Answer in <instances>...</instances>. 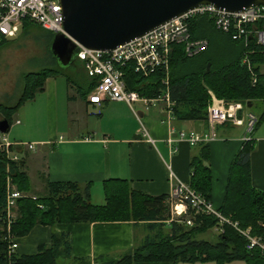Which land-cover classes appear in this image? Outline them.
I'll list each match as a JSON object with an SVG mask.
<instances>
[{"label": "trees", "instance_id": "trees-1", "mask_svg": "<svg viewBox=\"0 0 264 264\" xmlns=\"http://www.w3.org/2000/svg\"><path fill=\"white\" fill-rule=\"evenodd\" d=\"M32 27L44 30L36 24L24 22L22 34ZM190 33L191 40H207L209 48L189 57L184 44L173 46L169 72L173 116L178 121L208 124V107L212 96H215L229 102H242L247 108L251 105L248 109L260 110V114L256 115V129L264 122V48L254 43L246 47L242 42L233 41L230 36L218 31L207 16L192 19ZM53 60L55 67L24 76L21 98L14 106L0 105V120L8 121L12 126L14 115L42 92L48 78L64 77L68 85L76 87L82 98L87 99L96 81L85 70L80 71L84 69L83 64L76 59L73 66H77L76 70L79 67L78 73H72L68 68L59 67L55 58ZM208 64L211 67L206 74ZM164 77L165 73L160 71L143 77L131 68L125 69L128 89L142 97L154 98L160 94L165 88ZM223 125L231 128V124ZM197 147L199 153L190 163L189 185L211 202L210 144L200 143ZM254 150L253 139L244 142L231 164L224 201L218 209L228 222L220 225L216 217L189 211L193 226H187L184 221L171 220L167 209L169 195L148 196L133 190L126 180L104 182L106 203L103 206L91 203L89 185L82 188L76 183L46 181L44 194L34 195L24 159L14 162L6 153L0 152V264H59L61 259H71V240L66 233H54L51 243L41 245L35 254L19 255L17 250L11 253L14 242L27 236L37 225L106 222L145 223L149 234L118 261L99 264H190L196 261L226 264L240 260L247 264H264V251L259 247L250 249L246 237L239 233V230H250L252 237L264 242V192L252 184L251 155ZM8 178L18 191L25 194L17 202V217L10 231L6 218ZM216 228L221 232L215 241L198 238Z\"/></svg>", "mask_w": 264, "mask_h": 264}, {"label": "crops", "instance_id": "crops-1", "mask_svg": "<svg viewBox=\"0 0 264 264\" xmlns=\"http://www.w3.org/2000/svg\"><path fill=\"white\" fill-rule=\"evenodd\" d=\"M135 108L140 120L125 103L93 106L64 77L48 78L42 92L15 114V124L24 133L15 136L12 143L21 144L15 149L26 162L33 194H44L46 181L76 183L82 188L89 185L91 203L103 206L106 203L103 184L110 179L129 181L133 190L151 197L170 196L176 179L190 184V163L199 148L179 141V134L194 132L205 137L209 134V124L178 121L162 106L147 109L138 103ZM261 124L252 136L255 150L251 155V172L253 186L264 192V125ZM35 127L37 133L33 136ZM244 127L219 125L217 139L209 143L211 202L216 209L223 204L231 164L249 136ZM143 128L154 143H148ZM31 144L32 150L27 146ZM168 167L174 172L175 180L170 178ZM54 233L70 235L72 257L66 259L68 264L118 261L149 234L147 224L133 222L37 225L16 241L17 254L37 253L41 245L51 243Z\"/></svg>", "mask_w": 264, "mask_h": 264}, {"label": "built area", "instance_id": "built-area-1", "mask_svg": "<svg viewBox=\"0 0 264 264\" xmlns=\"http://www.w3.org/2000/svg\"><path fill=\"white\" fill-rule=\"evenodd\" d=\"M207 16L212 19L215 28L230 36L233 41L242 42L246 47L254 43L264 48V6H253L242 12L221 11L214 6L203 5L189 13L168 22L152 32L137 38L111 52H101L80 47L77 56L87 75L96 81L93 91L87 96V102L93 106L104 103L119 102L128 105L140 120L135 106L142 103L148 109L151 106H162L170 116L173 115L174 103L170 95V57L172 48L176 44H184L189 57H194L209 48L207 40H191L190 21L196 17ZM24 22H30L42 29L55 34L64 32V15L60 0H1L0 1V46L5 42L16 39L22 30ZM246 63V60L243 61ZM131 68L143 77H150L160 71L165 73L163 79L164 90L154 98L142 97L138 92L128 89L125 69ZM207 121L209 134L200 137L194 132H181L179 141H187L192 147L200 143H210L218 137V126L231 124L245 126L246 134H253L258 122L255 114L251 113L242 102H228L212 96L208 107ZM148 143H154L145 128L142 129ZM246 136L244 142L252 140ZM174 141H170L173 143ZM13 144L5 137L0 141V152L6 153L11 161L18 162L22 157L16 152ZM30 150L34 145H27ZM171 179H176L171 167H168ZM25 194L11 183L8 178L6 218L8 230L17 217L18 200ZM171 206V220H178L187 226H193L189 211L196 214L216 217L220 225L228 222L216 209L212 202L207 201L201 194L195 192L189 184L174 181L169 196ZM215 231L221 232L216 228ZM239 233L246 237L249 248L259 247L264 251L262 239L254 238L250 230ZM18 249L17 242L11 247V253ZM94 264H99L94 262Z\"/></svg>", "mask_w": 264, "mask_h": 264}, {"label": "water", "instance_id": "water-1", "mask_svg": "<svg viewBox=\"0 0 264 264\" xmlns=\"http://www.w3.org/2000/svg\"><path fill=\"white\" fill-rule=\"evenodd\" d=\"M60 3L65 34L54 35L50 52L59 67L65 69L74 65L80 47L111 52L203 5L226 12L264 6V0H60ZM210 67L208 64L206 74ZM10 128L8 121L0 120L1 134H7Z\"/></svg>", "mask_w": 264, "mask_h": 264}, {"label": "rangeland", "instance_id": "rangeland-1", "mask_svg": "<svg viewBox=\"0 0 264 264\" xmlns=\"http://www.w3.org/2000/svg\"><path fill=\"white\" fill-rule=\"evenodd\" d=\"M19 33L18 37L13 41L7 43L5 46L0 48V105L14 106L21 98L24 91V76L27 74L37 73L45 68L55 67L54 58L50 52V46L54 38V34L38 29L36 27L30 28L27 32L22 34ZM53 37H52V36ZM52 38V39H51ZM77 68V66H76ZM75 66L69 67L67 70L72 73L77 72ZM84 72V69H80ZM264 71V68H263ZM64 81V80H61ZM67 81V80H66ZM229 102V101H228ZM255 115L260 114L258 109H248ZM16 115L13 118V125L11 131L5 135L0 133V141L5 137L12 143L15 136H20L24 133V129L15 124ZM264 125V122L261 124ZM245 130V127L243 128ZM43 131V130H42ZM246 131V130H245ZM242 132V130H240ZM37 133V127L32 130V135L35 136ZM256 134V129L253 134H248L251 137ZM247 135V134H246ZM35 138V137H34ZM29 144V143H27ZM37 148V147H36ZM8 183V182H7ZM36 186V182H33ZM36 190H38L36 188ZM38 195L42 193L35 192ZM33 194V191H32ZM168 212L170 217L171 206L167 204ZM218 232L215 229L200 235L198 238L201 240L215 241ZM68 260L61 259L59 264H68ZM190 264H217L216 262H201L196 261ZM226 264H247L245 261H233Z\"/></svg>", "mask_w": 264, "mask_h": 264}]
</instances>
